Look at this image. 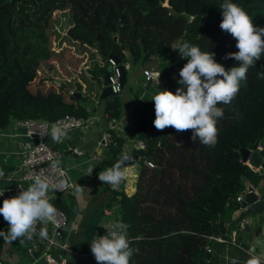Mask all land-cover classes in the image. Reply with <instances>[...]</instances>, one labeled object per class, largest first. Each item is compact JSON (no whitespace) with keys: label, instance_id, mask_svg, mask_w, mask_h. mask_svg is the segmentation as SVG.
Returning <instances> with one entry per match:
<instances>
[{"label":"trees","instance_id":"obj_1","mask_svg":"<svg viewBox=\"0 0 264 264\" xmlns=\"http://www.w3.org/2000/svg\"><path fill=\"white\" fill-rule=\"evenodd\" d=\"M230 2L242 7L255 26L264 27V0ZM222 3L224 0H0V127L24 118L50 121L64 114L87 115V106L93 107L94 101L99 100L100 70L109 64L108 54L114 55L120 64L128 63L129 67L154 61L159 70L163 65L175 62L177 72L166 81L167 88H173L175 92L180 87L179 72L187 63V58H182L177 50L185 42L199 47L202 52L215 53L214 59L226 70L238 66L235 59H224L227 53L238 49L237 41L219 26L223 19ZM55 11L66 13L65 35L82 47L81 55L75 56L72 62L75 65L82 62L86 52L95 57L85 70L79 71L75 80L68 85L67 81L60 84L56 87L57 94L50 95L33 91L29 79L40 65L58 56L50 46L48 32ZM259 72H264V56L248 69L247 79L241 81L240 91L232 102L217 105L223 109V118L217 121L218 142L211 148L198 140L194 142L191 130L178 133L168 127L166 132L165 129L158 131L153 123L152 97L134 100L126 119V135L141 139L147 152L137 162L159 159L161 151L174 144L175 156L167 151L165 160L171 163L183 161L184 169H191L188 172V169L174 167L180 176L175 178L171 173L174 170L166 169L167 166L161 168L154 164L148 167L150 174H157L155 184L163 189L168 191L171 186L172 192L179 187L188 190L186 197L175 204L174 213L167 210L157 219L148 220L147 212L135 211L140 180L130 195L105 185L111 194L118 195V219L130 226L128 235L134 250L130 264H172L182 252L188 253V262L184 258L182 264L210 263L199 251L205 244L210 245L205 236L216 234L217 223L228 219L240 206L235 196L246 188L245 182L257 186L263 177L258 170L242 162L238 153L239 147L252 143L259 133L264 134V79L258 78ZM151 90L154 92L152 86ZM59 91L66 96H59ZM105 105L106 119L119 116L118 112L111 115L106 112L115 105ZM171 134H175V143L169 141ZM111 135L117 147L108 148L107 153L116 163L122 156L118 154V148L123 143V136ZM93 191L94 195L86 202L75 232L67 242L68 247L54 249V252H69L70 258H73V251L79 252L82 230L93 201L96 197L103 199V195H96L92 188L90 192ZM52 203L67 215L75 208L72 194L54 197ZM237 222V219L231 220L233 230ZM192 242L195 245L189 251ZM23 246L19 242L14 249L21 253Z\"/></svg>","mask_w":264,"mask_h":264},{"label":"clouds","instance_id":"obj_2","mask_svg":"<svg viewBox=\"0 0 264 264\" xmlns=\"http://www.w3.org/2000/svg\"><path fill=\"white\" fill-rule=\"evenodd\" d=\"M220 8L223 19L219 26L237 41L238 49L227 53L224 59H235L239 65L226 70L214 59L215 53L202 52L199 47L185 42L177 50L182 58H187L179 72L180 87L175 94L169 90L156 91L152 97L153 123L158 131L168 127L178 133L191 130V139L209 148L218 142L217 121L223 118V109L217 105L232 102L240 91L241 81L247 79L248 69L264 56V27L255 26L249 14L230 0H224ZM257 76L264 79V72ZM50 136L54 143L62 142L68 138V129L53 124ZM129 160L127 153L122 154L119 161L98 174L99 180L118 190L125 179V164ZM21 189L17 196L4 199L0 207V215L8 223L7 233L0 231V237L7 243L30 238L37 223H55L59 216L58 209L47 198V193L53 189L48 179L36 176L27 189ZM3 195L4 192H0V196ZM101 227L107 230L106 234L97 235L90 243L97 264H130L134 252L128 235L130 226L116 219ZM40 235L46 237L47 233L41 230ZM250 252L254 253L255 249ZM231 264H238L237 259H232ZM245 264H264V261L253 254Z\"/></svg>","mask_w":264,"mask_h":264},{"label":"crops","instance_id":"obj_3","mask_svg":"<svg viewBox=\"0 0 264 264\" xmlns=\"http://www.w3.org/2000/svg\"><path fill=\"white\" fill-rule=\"evenodd\" d=\"M151 63L152 62H149L148 65L144 64L142 66L145 68L153 67ZM141 84H144V86L142 87V85H138L132 93H129V98L132 99V102H129L126 96L121 98L124 106L119 117H115L118 120V124L115 127L120 128L118 134L123 133V135H126V119L130 106L135 101H143L155 95V92H152V96L151 94H147L146 89L149 84L147 85V83H145L143 75ZM99 103L104 105L105 101L99 99V101H94L93 107H89L88 105L87 114L95 113L100 115L103 118L104 123L100 122L92 125L91 127L85 128H67L68 138L63 139L62 142L58 143H54L52 141L50 131L44 138H42L44 143L61 151V155L58 158V163L66 168L67 175L74 183L72 190L64 194V196L67 194H72L74 197L75 208L68 213V217L73 223L70 226L74 229L73 233L75 232L76 224L80 219V214L84 209L86 202L91 198V196H93L90 194L91 189H95L97 192L96 195H103V199L96 197L94 199L95 201H93L94 203L90 209L89 215L82 230L81 238L83 242L80 246L79 252L73 251L71 254L73 258H70L69 252L59 254L61 257L72 260L74 264L76 261H80V264H91V237L95 232H98L99 228H102V230L104 229L101 227L102 224H106L109 221L120 218L118 195L113 193L111 194V192L106 188V184H103V182H97V179H99L98 174L115 164L112 157L107 153V149L102 148V151L97 149V140L102 130L105 128L106 123L109 122V119H106L104 112H101V107L103 106H100V109L98 110L94 108V106L96 107ZM261 137L260 146H264V139L261 140ZM38 140L39 139L35 135H24L23 129L15 124V120L11 121L4 127H0L1 169L6 171L15 168L18 165L20 154L32 147ZM161 157L159 159L153 160L155 165L160 166L161 168H165V166H167L166 169L174 170L171 172L172 177L180 178L176 172V168L170 166V162L165 163V161H162L163 158ZM140 168L145 169L140 172ZM125 171V179L121 183L119 189L115 191L123 190L125 194L130 195L135 191L136 183H140L141 181V188L136 190L137 205L135 207V211L138 213H141L142 211L147 212L149 216L148 220L157 219L159 216H162L163 212L167 210H169L170 213H174L173 211L175 209V204L179 202L180 198H184L188 194L187 188L179 187L178 190H173L175 192L174 193L171 191V186L167 191L163 189L162 186L155 184L157 174L152 172L150 174V169L143 163L139 164L138 162L131 165H125ZM184 181H186V179H184ZM187 183L185 184L187 185ZM245 183L246 187L249 186L247 181ZM262 183L263 177L261 183H259L257 186H252L253 189L256 191L257 187L262 185ZM1 184L2 183L0 182V185ZM92 193L95 192L93 191ZM166 194L169 195L166 197ZM165 197L167 198V201ZM241 211L242 209L237 208L232 211L228 219L219 221L222 222L224 227V234H221L219 231H217V233L213 235H223V237L229 241L219 242L213 239L209 240L211 247L210 253L212 257L211 261L213 264H231L232 259H237L238 264H245V262L251 258V254H255L261 260H264V204L262 207L261 223H258L254 214L249 213L244 218L247 220L246 223L242 224L240 228L237 229L233 234V229L230 225L231 220L236 221V217ZM7 229L8 223L6 221L0 222V231L7 233ZM67 231L68 229L63 230L61 233L62 236L58 239V241L62 243L65 242L66 246L68 247L67 242L69 241L70 237L68 239ZM231 238L235 240L234 243L230 242ZM0 240V264H48L44 257L40 255V248H34L33 244L30 243L29 245H25L19 239L12 241L11 243H7L3 237H0ZM17 242H20L24 245L23 249L28 247L35 250L36 255L32 256L31 259L26 258L22 252L19 253L14 249L15 245L18 244ZM186 243L187 242L183 244V247ZM194 245V242L189 245V251H192ZM253 248L255 249V252L251 253L250 250ZM52 252H54V249ZM187 254L188 253L185 252L180 253V255L174 259L172 264H182L184 258L186 259L187 263Z\"/></svg>","mask_w":264,"mask_h":264},{"label":"built area","instance_id":"obj_4","mask_svg":"<svg viewBox=\"0 0 264 264\" xmlns=\"http://www.w3.org/2000/svg\"><path fill=\"white\" fill-rule=\"evenodd\" d=\"M108 63L111 68L108 75V84L113 92L119 93L122 89L119 80H118V68L116 63L112 58H107ZM177 60V59H176ZM175 60V61H176ZM174 64V74L177 72V67L175 62H171ZM123 68L126 70L129 65L128 63L122 64ZM156 70L153 67L143 68L141 70L142 75L144 77L145 83L153 82V72ZM71 93L72 91L69 90ZM103 122V118L95 113H89L85 116H76L73 114H64L56 119L46 121L34 118H24L15 120V124L23 129V134L30 136L35 135L39 140L29 149L20 154L18 165L12 170L3 171L0 167V192H4L3 196H0V207H2L3 200L9 199L14 196H17L22 190L21 187L27 189L28 186L34 181L36 176H40L48 179L53 185V189L47 193V198L52 203V199L54 197L63 198L66 192L72 190L74 183L70 180L67 175L66 168L58 163V158L61 155V151L57 148L47 145L42 141V138L46 136V134L50 131L51 125L58 124L64 126L66 128H85L91 127L97 123ZM118 124V120L115 117L109 118V122L106 123L105 128L102 130L98 140L97 146H101L103 149L108 148H116V141L112 140V133L115 135L123 136V143L121 147L118 148V154L127 153L130 155L133 152H137L140 150H144V142L141 139H131L127 137V135H123L120 131V128H116L115 126ZM141 159V158H140ZM139 160V159H138ZM142 163L147 167H153L154 163L150 159H142ZM250 166V165H249ZM252 168V167H251ZM254 169V168H253ZM258 170L259 169H254ZM264 186V181L262 183ZM251 188L252 185L249 184ZM249 188L246 187L243 191H240L236 194L235 200L239 203L243 198V195ZM65 195L64 197H66ZM53 204V203H52ZM54 205V204H53ZM55 208L59 211V216L55 223H37L35 226V232L33 233L34 238L31 242L34 248H40V255L44 257V259L48 262V264H56V261L50 256V253L53 249H66L65 242H59L58 239L62 236L61 233L65 229L69 231L72 227V221L68 217L64 211L54 205ZM240 208V206H239ZM242 209V208H240ZM70 219V224L68 227L62 229L61 231L57 230V228H61L66 225L67 220ZM4 218L0 215V222H4ZM246 219H240L237 222L236 229H239L240 226L246 223ZM232 230V233H235V230ZM41 230H44L47 235L46 237H42L40 235ZM67 231V232H68ZM106 229L101 230V232H95L91 237V242L97 235L106 234ZM208 240L213 239L219 242L229 241L225 239L223 235H206ZM230 242H235L233 238L230 239ZM204 249L208 252H211V247L209 244H205ZM91 255V264H97L92 252ZM253 255V254H251ZM255 255V254H254ZM256 256V255H255ZM258 257V256H257ZM61 264H64V260L66 258L61 257ZM264 261V260H262Z\"/></svg>","mask_w":264,"mask_h":264},{"label":"rangeland","instance_id":"obj_5","mask_svg":"<svg viewBox=\"0 0 264 264\" xmlns=\"http://www.w3.org/2000/svg\"><path fill=\"white\" fill-rule=\"evenodd\" d=\"M65 17H66V13L64 11H55L53 13V17L50 19L49 27H48V32L50 34V39H51L50 46L53 48L55 52H57L58 56H55L51 61H48L47 63H43L42 65H40V67L35 71L33 76L30 77L29 86L33 91L37 93L56 95L57 94L56 87H58L60 84L66 81H67V85L68 83H71L73 80H75L79 76L80 74L79 71L85 70L89 62L90 61L92 62V60H94L93 57L95 56H92L93 54L86 52L87 53L85 55L86 58H83L82 62L78 63L77 65H75L72 62L75 56L78 57L81 55L82 47L81 45L77 43L75 44L67 39L65 35V30L68 25V21L67 19H65ZM149 62H152V61L146 62L145 65H148ZM153 63L154 61L151 63V65L153 66V68L157 70L155 66L156 64H153ZM128 68L129 69H127L125 72V77H126L125 82L122 86L121 91L118 93L119 95L118 102L109 104V105H115V106L106 109V112L110 115L116 112H118L119 114L121 112L124 106V103H122L121 101V98L123 96H126L129 102H132V99L129 98V93H132L138 85L139 86L142 85V87L144 86V84H141V79H142L141 70L145 67L139 64H133V65H130V67ZM101 80L102 78L100 77V82ZM87 87L88 85L85 88ZM146 90H147L146 91L147 94H151V96L153 95L152 90H151V83H149ZM58 95L59 96L62 95L63 97L66 96L61 91H59ZM100 106H103L101 107V110H102L101 112H104L105 106H106L105 104L103 105L99 103L96 107L94 106V108L98 110L100 109L99 108ZM166 131H167V128L164 130V132ZM263 135L264 134L261 135L262 136L261 140L264 139ZM174 139H175V134H171L169 141L172 143H175ZM174 148H175L174 144H170V146L168 147L166 151H161L162 153L161 158H163L162 161H165V163L169 162L165 160L166 158L165 154L168 151L169 153H172V154L174 153L175 155L176 149ZM97 149L99 151L100 150L102 151L101 146H97ZM182 162H175V163L170 162L169 165L173 167L177 166V169H180V170L188 169V172H189V169L191 168L187 167L184 169ZM134 163H138V162L136 161ZM131 164L133 163H130L128 165H131ZM90 194L94 195V193H90Z\"/></svg>","mask_w":264,"mask_h":264},{"label":"water","instance_id":"obj_6","mask_svg":"<svg viewBox=\"0 0 264 264\" xmlns=\"http://www.w3.org/2000/svg\"><path fill=\"white\" fill-rule=\"evenodd\" d=\"M107 57L112 58L114 62L116 63V66L118 68V73H119L118 80L122 87L126 79L125 69L123 68L122 64L118 63L114 55L108 54ZM110 68L111 66L110 64H108L104 69L100 70L102 80H101V88L98 94V98L100 100H104L105 104H112V103L118 102V94L113 92L110 88V85L108 84V75H109ZM173 72H174L173 63H167L163 65L158 71L153 72L154 81L152 82L151 86L155 94H156V91H164V90H169L175 93V90L173 88H167L166 86V81L171 77ZM157 79L159 81L158 84H157ZM260 137H261V134L259 133L257 138L252 143L239 147L238 153H239V159L242 162L247 163L248 165H250V167L254 169L260 170V173H262L263 175V181H264V146L262 145L260 146ZM146 155H147V152L144 150L133 152L129 155L130 160L127 161L125 165L134 163L138 159ZM247 187L249 188V190L244 193L243 198L240 201V208H242V211L239 213L236 219L237 220L243 219L247 216V214L251 213L255 215L258 223H261L262 222V207L264 204V186L263 185L258 186L256 191L250 186H247ZM69 224H70V219L67 220V223L65 226L61 228H57V230L61 231L62 229L68 227ZM217 227H218V231L221 234H224V227L222 225V222H218ZM101 230L102 228H99L98 232H101ZM73 231H74L73 228L69 229L68 239L70 235L73 233ZM33 238H34V235L32 234L29 239L28 237H24L19 240L25 245H29L32 242ZM199 251L200 253H202L203 258L210 262L209 264H213L211 261L212 257H211L210 252L206 251L204 247H200ZM22 253L28 259H31L32 256L36 255V251L28 247H25L22 250ZM50 256L56 261L57 264H61L62 258L59 254H57L56 252H51ZM63 263L64 264H74V262L69 259H65Z\"/></svg>","mask_w":264,"mask_h":264}]
</instances>
